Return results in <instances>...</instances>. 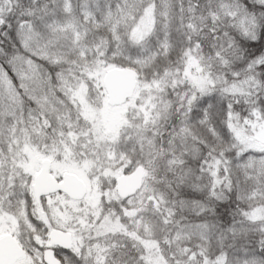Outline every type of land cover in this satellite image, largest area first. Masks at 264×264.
I'll use <instances>...</instances> for the list:
<instances>
[{
	"label": "snow or ice",
	"instance_id": "snow-or-ice-1",
	"mask_svg": "<svg viewBox=\"0 0 264 264\" xmlns=\"http://www.w3.org/2000/svg\"><path fill=\"white\" fill-rule=\"evenodd\" d=\"M0 264H264V0H0Z\"/></svg>",
	"mask_w": 264,
	"mask_h": 264
}]
</instances>
